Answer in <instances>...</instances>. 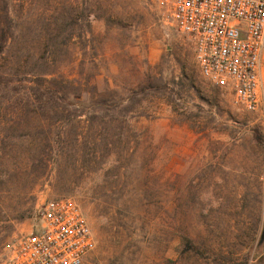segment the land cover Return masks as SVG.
<instances>
[{
    "label": "rangeland",
    "instance_id": "rangeland-1",
    "mask_svg": "<svg viewBox=\"0 0 264 264\" xmlns=\"http://www.w3.org/2000/svg\"><path fill=\"white\" fill-rule=\"evenodd\" d=\"M84 1L63 0L55 25L28 0L0 59L13 79L0 86V261L45 201L68 197L95 239L84 264H264V109L204 78L158 0H95L92 35ZM37 71L77 80L66 105L80 116L23 114Z\"/></svg>",
    "mask_w": 264,
    "mask_h": 264
},
{
    "label": "built area",
    "instance_id": "built-area-1",
    "mask_svg": "<svg viewBox=\"0 0 264 264\" xmlns=\"http://www.w3.org/2000/svg\"><path fill=\"white\" fill-rule=\"evenodd\" d=\"M194 48L201 74L236 106L264 109V0H158ZM95 239L72 198L45 201L34 229L16 236L0 264H84Z\"/></svg>",
    "mask_w": 264,
    "mask_h": 264
},
{
    "label": "trees",
    "instance_id": "trees-1",
    "mask_svg": "<svg viewBox=\"0 0 264 264\" xmlns=\"http://www.w3.org/2000/svg\"><path fill=\"white\" fill-rule=\"evenodd\" d=\"M20 2H22L21 6L23 7V14L16 13L14 9L13 0H0V59L3 53L5 52L6 48L8 47L9 43L14 41L15 39H18L20 33L19 29L20 27H22L21 20L23 18L21 17L25 16L28 12L25 16L28 18L30 10L24 11L25 9H28L25 8L28 3V0H20ZM46 2L48 3V6H50V9H52L51 17H53L54 24L63 25V22L61 21L63 18L64 9L63 0H46ZM84 2L85 8L82 11L83 27H87V33L92 35V19L93 17L98 18V16L96 15V11H94L93 7H95V5H97L98 3L95 0H86ZM45 19L47 18L45 17L44 20ZM53 60L54 59L51 55V57H48L43 64H45L47 61ZM48 75H50L51 77H48ZM58 79H60L61 82L64 84L61 87L63 89H61L62 93L60 95H58V90L51 92L50 87L45 88L42 86L47 81L56 82ZM9 81L11 82L13 81V79L0 73V86L2 84L9 83ZM76 81V79H69L65 75H56V73L53 71H37V77L35 79L36 85L30 87V90L32 92L26 95L25 103L20 106L21 111L23 112V114L32 113L38 115H40L41 112H47L53 117L57 116L59 119L66 120H71L80 116V113L72 111L66 105L72 103L71 101H69L70 95H72L73 98L77 96L78 98L76 99L79 101L80 93L76 94V92L74 91H68L69 89L79 90V85L77 86V83H75ZM113 93H115V90L111 89L105 91L104 93L98 94L97 98L99 100L101 109L107 110L105 108L109 106L108 103H112L114 100L110 96L113 95ZM8 103H10L9 100L7 101V104ZM188 246L190 245L187 244V247Z\"/></svg>",
    "mask_w": 264,
    "mask_h": 264
}]
</instances>
